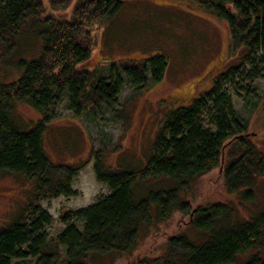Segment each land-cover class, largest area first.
<instances>
[{
	"label": "trees",
	"instance_id": "16d2710c",
	"mask_svg": "<svg viewBox=\"0 0 264 264\" xmlns=\"http://www.w3.org/2000/svg\"><path fill=\"white\" fill-rule=\"evenodd\" d=\"M70 1L49 3L65 8ZM196 1L226 21L231 47L241 48L237 64L216 73L205 90L165 109L152 154L140 168L110 167L102 150L92 151L95 177L110 192L90 206L64 213L65 225L56 238L44 239L51 215L36 203L26 208L29 215L20 214L0 227V264H21L12 263L13 257H29L33 264H86L90 255H130L145 231L175 211L188 216L189 230L170 233L160 253L128 264H231L253 249L242 264L264 261V199L249 213L257 181L264 177V97L256 104L260 130L249 132L248 122L237 115L225 91L241 64L250 66L243 72L249 82L257 76L253 65L264 52V0ZM121 4L122 0H79L69 19H57L44 14L43 0H0V65L12 61L9 64L20 72L11 82H4L5 73H0V171L31 177L36 197L76 194L71 180L84 165L58 166L45 155L42 142L50 106L67 95L75 113L90 112L116 103L123 76L142 86L148 73L157 82L165 71L167 59L161 53L110 61L99 68L78 66L91 55L89 26L114 14ZM30 29L41 38L40 52L25 57L19 54L17 40ZM17 102L43 117L29 129L21 127L13 114ZM203 116L212 129L204 126ZM216 166L226 189L239 193L240 200L234 205L215 201L191 207L185 199L189 184ZM150 180L153 185L156 180L171 184L153 189L144 184ZM243 205L247 214L240 211ZM57 246L64 248L63 257Z\"/></svg>",
	"mask_w": 264,
	"mask_h": 264
},
{
	"label": "rangeland",
	"instance_id": "374dc122",
	"mask_svg": "<svg viewBox=\"0 0 264 264\" xmlns=\"http://www.w3.org/2000/svg\"><path fill=\"white\" fill-rule=\"evenodd\" d=\"M78 1L71 0L65 8H52L49 0H43L44 14L69 19ZM89 31L91 55L78 66L99 68L110 61L161 53L167 59L165 71L157 82H152L148 73L142 86L134 85L123 76L122 87L113 105L104 104L93 111L83 110L77 114L64 95L50 106V117L45 121L43 133V150L48 160L58 166L84 163L71 180V187L77 193L36 197L31 177L14 171H0V227L20 214L29 215L26 208L36 203L51 215V221L44 226V239L49 242L56 238L65 225L61 220L64 213L90 206L110 192L108 186L95 177L92 151L102 150L110 167L140 168L152 154L165 109L172 102L186 100L205 90L216 73L236 65L241 55V48L234 50L231 47L225 20L204 11L196 0H122L114 14L90 25ZM17 41L22 56L33 57L40 52L41 38L33 29L19 36ZM258 57V63L253 65L257 76L252 82L243 73L250 67L244 63L239 66L232 82L225 85L237 115L248 122L249 132L260 130L256 104L264 97V52L258 53ZM9 63L0 65V73H5L4 82H11L20 75ZM103 73L107 75L106 71ZM13 114L16 123L25 129L43 117L40 111L22 102L14 105ZM202 118L204 126L212 129L207 117ZM255 140L259 142V137L256 136ZM261 149L264 151V146ZM164 181L156 180L153 185L150 180L144 184L149 183L153 189H164L171 184ZM257 184L255 204L250 205L249 213L257 209V204L261 206L264 199V177H259ZM185 199L189 200L191 207L215 201L234 205L240 195L226 189L221 168L216 166L189 184ZM240 211L248 213L244 205L240 206ZM188 220V216L175 211L166 221L145 231L140 245L130 255H90L86 264H128L134 258L158 254L170 233L189 230ZM76 225L81 228L80 222ZM262 243L260 255H264V235ZM57 249L63 257L64 248L57 246ZM254 251L239 254L231 264H242ZM11 262L33 264L29 257H13ZM257 264H264V261Z\"/></svg>",
	"mask_w": 264,
	"mask_h": 264
}]
</instances>
